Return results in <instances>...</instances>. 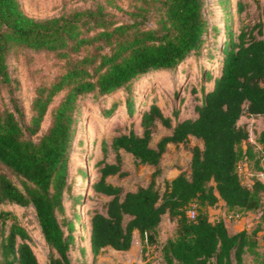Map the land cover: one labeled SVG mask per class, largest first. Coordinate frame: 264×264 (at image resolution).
I'll return each mask as SVG.
<instances>
[{
  "label": "trees",
  "instance_id": "trees-1",
  "mask_svg": "<svg viewBox=\"0 0 264 264\" xmlns=\"http://www.w3.org/2000/svg\"><path fill=\"white\" fill-rule=\"evenodd\" d=\"M255 2L259 19L241 25L238 32L228 23L223 44L208 54L214 66L201 64L204 79L199 89H192L197 95L192 113L175 107L169 114L153 91L147 94L151 102L139 106L131 86L201 52L210 26L205 0H131L128 9L115 0L97 1L45 18L26 13L20 0H0V83L13 88L9 56L14 48L53 52L65 59L60 73L36 87L28 120L18 105L16 110L0 108V264H40L29 230L12 209L1 206L7 203L33 204L50 246L49 264H73L69 249L75 225L58 217L65 210L70 149L84 101L121 90L129 92V126L117 123L115 134L103 137V155L95 161L99 176L89 184L99 199L87 210L93 260L108 246L130 249L135 230L143 243L157 244L167 216L176 229L159 245L165 264H264L258 248L264 181L255 177L246 183L240 170L242 160L264 161V128L255 130L249 120L241 121L242 116L264 120V10L261 0ZM108 4L127 17L109 10ZM246 6L245 0L237 1L238 12ZM184 69L189 75L191 67ZM62 90L48 128L35 138ZM122 102V97L115 98L104 107L105 115H116ZM181 148L190 153L187 167L161 183L165 156ZM122 150L133 154L136 171L151 168L146 183L128 189L109 180L131 172ZM258 169L256 173L264 165ZM220 200L229 210L261 211L260 222L251 230L231 232L223 217H210L209 206ZM193 201L198 212L190 218L187 210ZM248 253L254 255L252 262L246 261Z\"/></svg>",
  "mask_w": 264,
  "mask_h": 264
},
{
  "label": "rangeland",
  "instance_id": "rangeland-1",
  "mask_svg": "<svg viewBox=\"0 0 264 264\" xmlns=\"http://www.w3.org/2000/svg\"><path fill=\"white\" fill-rule=\"evenodd\" d=\"M97 1L107 0H20L21 5L26 13L38 18L51 17L69 12L73 9L85 8L93 5ZM118 4L128 9L131 0H115ZM238 0H205L206 14L210 26L206 34V42L201 52L192 55L187 61L170 71L152 72L146 74L134 81L132 84L133 95L137 98L139 106H143L146 100L147 104L151 102V96L147 94L154 92L157 95L156 100L162 106L165 113L171 114L175 107H179L183 113H192V105L197 100V95L193 87L199 89L201 80L204 79L201 64L205 63L208 67L214 66L208 61V54L217 50L223 44L226 34V25L231 24L235 31H239L241 25L246 23H254L260 17V12L255 0H245L247 6L242 13L237 10ZM262 9L264 10V0H261ZM108 9L118 15H125L124 11L118 10L112 4H108ZM125 17H127L125 15ZM65 59L57 56L53 52L39 51L28 47L14 48L9 56V67L13 78L12 89L6 84L0 83V108L10 107L15 109L18 105L23 112L25 120L31 116V103L35 95L36 87L45 81L52 80L58 73L64 69ZM184 66H190L189 75L185 72ZM188 80H191L187 84ZM187 84V86H186ZM65 90L60 91L54 97L48 111L41 124L39 132L34 135L38 138L45 131L52 119L54 107L58 104ZM129 92L121 90L117 93L102 96L100 98H89L84 101L82 113L77 127L76 136L72 142L68 160V186L64 192V211L58 212L61 220L73 221L75 225L74 240L69 249V255L73 264H125L121 261L122 256L117 255L118 252L110 254L107 251V258L103 262H99L97 258L93 260V256L88 255L86 248L89 244V230L86 224L88 220L87 210L98 204L99 199L95 197L89 184L99 176L95 161L102 157L101 144L103 137L111 138L116 130L113 128L118 123L119 127L126 128L129 126V108L126 104V98ZM118 96L122 97V104L117 114L113 117L105 115L104 107L110 106L111 102ZM16 110V109H15ZM248 120L247 117L241 118ZM249 124L255 130L264 128V120L262 118H249ZM165 131L162 128V132ZM254 136V134H252ZM124 163L130 169V173L123 178L112 175L109 180L115 183H121L126 188H135L138 184L146 183L149 180L151 168L146 165L139 170H135V161L132 153L122 150ZM114 153L109 157L113 158ZM190 160V153L183 148L169 153L163 160L164 174L163 178L169 172L179 173L186 168ZM264 165V161L258 162L256 157L250 160H242L240 170L242 179L246 183H251L255 179L258 166ZM16 181L17 177L12 175ZM1 206L10 208L17 216V220L26 226L32 236V246L38 256L40 264H49L50 246L45 240L41 230L40 222L37 216L36 208L33 204L21 206L19 204L7 203ZM218 211L212 209V218L217 219L220 216L233 222L243 220L244 223L239 226L230 225V231L248 228L253 229L261 219V211L245 212L237 209L241 214L240 218L231 217L229 214L235 211L229 210L225 203L217 204ZM68 232L67 225L64 226ZM174 230V225L165 216L161 226L158 229L157 239L158 245L147 248L143 245L140 235H136L133 244V250L136 251L137 257L129 264H140L149 258L152 264H161L159 247L162 240L166 236H170ZM260 244L259 251L264 253V221L262 229L259 232ZM150 243V242H149ZM160 245V246H159ZM254 255L248 253L246 261L252 262Z\"/></svg>",
  "mask_w": 264,
  "mask_h": 264
},
{
  "label": "crops",
  "instance_id": "crops-1",
  "mask_svg": "<svg viewBox=\"0 0 264 264\" xmlns=\"http://www.w3.org/2000/svg\"><path fill=\"white\" fill-rule=\"evenodd\" d=\"M212 85V84H211ZM244 117H246V116H242V118H244ZM248 120H249V118H247ZM241 121H244V120H242L241 119ZM244 146H246V145H244ZM171 172H169L168 173V175L170 174ZM176 173V172H175ZM176 174H178V173H176ZM168 175H167V177H168ZM169 178V177H168ZM224 201L223 200H220L219 201V203L220 204H222ZM225 203V202H224ZM212 209H214L215 211H218V207L216 206V205H214V206H209V212H210V217H211V219H213L212 218ZM221 217V216H220ZM225 219V218H224ZM168 220L171 222V223H173V225H174V230H173V232L171 233V235L170 236H172V235H174V233H175V229H176V225H175V222H173V221H171L169 218H168ZM225 221H226V224H227V226H228V228H229V230L231 229L230 228V225H234V226H241L243 223H244V221L243 220H240V221H238V222H233V221H231V220H229V219H225ZM162 224V223H161ZM161 226V225H160ZM239 230H241V228L239 229ZM239 230H234L233 232H237V231H239ZM232 232V231H231ZM140 235V237H141V234H140V232L138 231V230H135L134 231V239H135V236L136 235ZM89 235H90V232H89ZM169 236H166L163 240H162V243L168 238ZM141 241H143L142 240V237H141ZM133 244H134V241H133ZM133 244H132V247L130 248V249H128V250H116L115 248H113L112 246H108L103 252H101L99 255H98V257H97V260L99 261V262H103V261H105L106 259H108L107 258V251H109L110 252V254L111 253H113V251L115 252H118L117 253V255L119 254V255H121L122 256V258H121V261L123 262V263H125V264H129L130 262H132L136 257H137V254H136V251L135 250H133ZM143 245L144 246H146L147 248H150L151 246H153V247H155L157 244L156 243H154V244H152V243H149L147 240H145V243H143ZM86 251H87V253H88V255H91L92 254V247H91V241H90V237H89V244H88V246H87V248H86ZM159 251H160V258L162 259L161 261V264H165V261H164V258H163V255H162V253H161V250L159 249Z\"/></svg>",
  "mask_w": 264,
  "mask_h": 264
},
{
  "label": "built area",
  "instance_id": "built-area-1",
  "mask_svg": "<svg viewBox=\"0 0 264 264\" xmlns=\"http://www.w3.org/2000/svg\"><path fill=\"white\" fill-rule=\"evenodd\" d=\"M250 139L252 141H255L254 136H251ZM256 175H257V177H259L261 180L264 181V169L257 172ZM197 212H198V204L196 201H193L189 205V208L187 210V214L190 218H195L197 215ZM231 217L240 218L241 214L238 213L237 211H233V212H231V214H229V218H231ZM140 264H152V263L149 262V258H148L147 260L140 262Z\"/></svg>",
  "mask_w": 264,
  "mask_h": 264
},
{
  "label": "water",
  "instance_id": "water-1",
  "mask_svg": "<svg viewBox=\"0 0 264 264\" xmlns=\"http://www.w3.org/2000/svg\"><path fill=\"white\" fill-rule=\"evenodd\" d=\"M177 174L175 173V172H171L169 175H168V177L169 178H173V177H175Z\"/></svg>",
  "mask_w": 264,
  "mask_h": 264
}]
</instances>
